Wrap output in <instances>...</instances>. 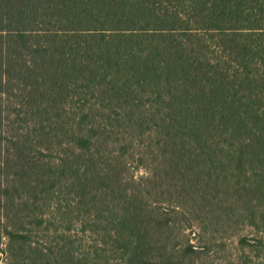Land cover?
Instances as JSON below:
<instances>
[{
	"label": "trees",
	"instance_id": "16d2710c",
	"mask_svg": "<svg viewBox=\"0 0 264 264\" xmlns=\"http://www.w3.org/2000/svg\"><path fill=\"white\" fill-rule=\"evenodd\" d=\"M0 229L9 264H264V0H0Z\"/></svg>",
	"mask_w": 264,
	"mask_h": 264
},
{
	"label": "rangeland",
	"instance_id": "374dc122",
	"mask_svg": "<svg viewBox=\"0 0 264 264\" xmlns=\"http://www.w3.org/2000/svg\"><path fill=\"white\" fill-rule=\"evenodd\" d=\"M1 232H3V229H0ZM45 234L41 235H32V242L34 245L37 246V242H40L42 244H45V242H49V237H45ZM7 239L4 237L3 239L0 238V264H9V260L6 258L5 254L1 252V250H4L6 248ZM53 261V260H52ZM40 261H37L35 259V256L31 255L29 258L27 264H40Z\"/></svg>",
	"mask_w": 264,
	"mask_h": 264
}]
</instances>
